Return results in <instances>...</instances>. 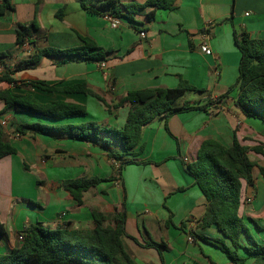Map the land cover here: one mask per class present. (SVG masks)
<instances>
[{"label": "crops", "instance_id": "crops-1", "mask_svg": "<svg viewBox=\"0 0 264 264\" xmlns=\"http://www.w3.org/2000/svg\"><path fill=\"white\" fill-rule=\"evenodd\" d=\"M104 1L6 0L8 8L0 13L3 70L14 69L35 48L81 46L79 36L89 38L101 50L111 51L104 67L78 56L42 57L34 66L12 76L17 87L0 83V89L28 93L42 103L67 101L87 110L86 117L52 122L11 109L3 111L0 101L3 140L16 150L0 158V223L4 229L0 254L18 248V236L31 224L90 230L94 224L89 208L111 215L124 200L123 244L135 264H231L219 249L198 238L221 235L215 226L200 227L207 202L184 172L183 164L192 163L201 143L208 139L228 147L235 135L248 147L264 144V123L244 116L234 107L236 89L206 111L191 110L166 121L155 118L141 131L135 152L139 147L143 151L137 155L125 153L115 140L105 146L100 141H74L65 133L31 137L15 134L14 127L34 122H96L122 128L130 106L123 104L109 110L107 105L118 103L129 91L174 88L180 79L206 93L184 94L176 106L186 102L201 105L207 95L210 99L222 96L238 77L240 53L234 34L264 38V0H176L173 10H156L150 22L144 15L150 9L136 14L133 18L138 29L122 21L117 29L111 28L105 18L108 10L100 8ZM119 1L125 4L146 0ZM81 4L96 8L97 13L87 12ZM33 21L37 25L29 37L33 51L27 53L16 44L15 30L17 24L29 25ZM203 42L209 45L211 55L201 52ZM28 81H43L57 88L85 83L104 103L84 94L47 93L23 86ZM101 139L107 137L102 135ZM108 153L122 157L116 160ZM249 157L264 166L261 156L249 153ZM126 160L133 163L120 171L121 161ZM252 176L254 185L243 184V188L245 197L252 194L253 199L241 205L240 215L254 238L264 243V177L256 167ZM79 177L111 180L84 192L83 205H78L61 183ZM150 239L166 244L162 260L155 249L145 246Z\"/></svg>", "mask_w": 264, "mask_h": 264}, {"label": "trees", "instance_id": "trees-1", "mask_svg": "<svg viewBox=\"0 0 264 264\" xmlns=\"http://www.w3.org/2000/svg\"><path fill=\"white\" fill-rule=\"evenodd\" d=\"M176 0H146L143 3H121L119 0H105L100 8H106L108 13L138 29L134 16L145 12L147 22L155 17L156 10H173ZM81 7L89 13H97L96 8ZM8 8L6 0H2L0 13ZM37 29L36 22L29 25L17 24L16 44L24 51L28 45L31 31ZM81 46L58 49L53 47L35 48L27 59L18 62L14 69H6L0 73V83L5 82L17 87L12 77L28 67L34 66L42 57H73L78 56L88 63H105L110 50H101L86 37L79 36ZM235 44L240 53L238 77L236 82L228 88L222 96L210 99L207 95L201 105L183 103L176 106L175 102L184 94L193 93L203 96L206 92L199 90L182 79L174 88H148L138 91H129L126 96L108 109H117L123 104L130 106L122 128L100 125L96 122L47 124L41 122L15 124L14 132L17 135L65 133L70 139L81 142L100 141L107 146L110 140L117 141L127 154L137 155L143 151L138 146L143 127L155 118L162 117L166 121L173 115L191 110L206 111L208 106H216L228 97L229 93L237 90L233 105L244 116L264 123V38H250L246 33L239 36L234 34ZM32 49V50H31ZM29 51V52H30ZM27 52V53H29ZM25 87H34L43 92L77 93L91 96L98 101L103 100L92 94L85 83L68 87L57 88L49 86L43 81L23 82ZM0 101L4 104L3 111L11 109L15 113H24L37 119L52 122L69 118L86 117L85 106L67 102L52 101L39 102L31 94L18 93L11 88L0 89ZM110 112V111H109ZM166 130L169 132L168 127ZM104 135L107 139H101ZM16 150L3 140L0 126V158L15 153ZM249 153L264 158V144L252 147L241 144L236 136L230 146L208 139L201 143L196 158L192 163L183 164L184 172L193 179V184L205 197L207 206L201 218L200 227L215 226L220 237L206 238L198 236L202 241L219 249L231 264H264V243H259L251 234L245 219L240 215L241 205L245 203V188L253 186L252 169L256 167L264 177V166H260L249 157ZM109 158L121 159L120 154L108 153ZM131 160L121 161L119 170L129 164ZM119 171V172H120ZM111 178L79 177L65 180L61 188L78 204L82 203V194ZM94 227L90 230H72L66 227L50 229L41 224H31L22 231V241L18 248L9 253L0 254V264H135L126 252L123 244L125 233V203L114 208L111 215L95 212L89 208ZM108 223V224H105ZM4 229L0 223V236ZM148 248H153L162 260L166 244L148 240Z\"/></svg>", "mask_w": 264, "mask_h": 264}, {"label": "built area", "instance_id": "built-area-1", "mask_svg": "<svg viewBox=\"0 0 264 264\" xmlns=\"http://www.w3.org/2000/svg\"><path fill=\"white\" fill-rule=\"evenodd\" d=\"M2 3V0H0V5ZM247 15V14H245ZM105 18L109 24V26L113 29H117L120 25H121V20L117 17H114V16H111V15H105ZM140 36L141 37H144V33L141 32L140 33ZM24 49L29 52L30 51V47L28 45H25L24 46ZM200 50L203 54L205 55H211L212 54V51L209 47V45L207 44V42H203L200 46ZM101 67H104V64L103 63H100L99 64ZM3 66L0 64V73L3 72ZM253 199V195L251 194L250 196L246 197L245 198V204H248L252 201ZM18 240L19 241H22V234L18 236ZM189 241H191V238H188Z\"/></svg>", "mask_w": 264, "mask_h": 264}, {"label": "rangeland", "instance_id": "rangeland-1", "mask_svg": "<svg viewBox=\"0 0 264 264\" xmlns=\"http://www.w3.org/2000/svg\"><path fill=\"white\" fill-rule=\"evenodd\" d=\"M222 254V253H221Z\"/></svg>", "mask_w": 264, "mask_h": 264}]
</instances>
